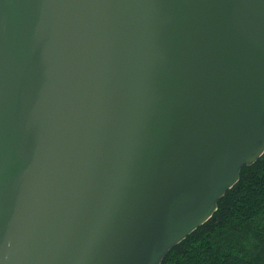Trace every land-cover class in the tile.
<instances>
[{"label":"water","instance_id":"95a60500","mask_svg":"<svg viewBox=\"0 0 264 264\" xmlns=\"http://www.w3.org/2000/svg\"><path fill=\"white\" fill-rule=\"evenodd\" d=\"M264 154V0H0V264H161Z\"/></svg>","mask_w":264,"mask_h":264},{"label":"trees","instance_id":"16d2710c","mask_svg":"<svg viewBox=\"0 0 264 264\" xmlns=\"http://www.w3.org/2000/svg\"><path fill=\"white\" fill-rule=\"evenodd\" d=\"M161 264H264V154L242 168L212 217Z\"/></svg>","mask_w":264,"mask_h":264}]
</instances>
